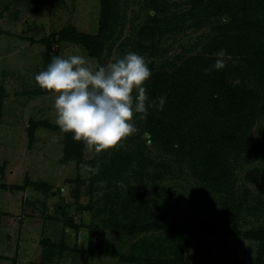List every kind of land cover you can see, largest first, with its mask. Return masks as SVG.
<instances>
[{
    "label": "rangeland",
    "instance_id": "374dc122",
    "mask_svg": "<svg viewBox=\"0 0 264 264\" xmlns=\"http://www.w3.org/2000/svg\"><path fill=\"white\" fill-rule=\"evenodd\" d=\"M227 1L157 0L156 9L150 0H0V264H161L174 256L175 233L138 232L121 219L120 197L134 170L155 196L156 216L185 225L182 264H264L257 240L203 229L264 231V110L244 148L230 155L234 189L224 196L206 190L180 157L154 145L140 114L132 121L137 131L110 149L73 139L55 122L53 94L33 79L48 56L83 54L95 66L125 49L136 52L143 24L159 30L139 53L151 77L174 70L215 37L248 32L247 8L258 0ZM104 6L112 7V18L101 32ZM257 10L251 36L264 41L261 4ZM66 28L83 40L96 37L100 55H90L82 41L60 39ZM217 58L212 68L227 80L259 86L255 57Z\"/></svg>",
    "mask_w": 264,
    "mask_h": 264
},
{
    "label": "trees",
    "instance_id": "16d2710c",
    "mask_svg": "<svg viewBox=\"0 0 264 264\" xmlns=\"http://www.w3.org/2000/svg\"><path fill=\"white\" fill-rule=\"evenodd\" d=\"M150 1L153 7L158 4L157 0ZM258 2L257 5L250 4L247 8V15H251V18H244L249 27L248 32L241 30L233 35H225L224 38L215 37L199 54L192 56L174 70L156 72L148 79L147 84L150 99L162 94L166 97L163 110L149 109L145 120L148 139L166 152L180 157L191 175L206 190L224 196H229L234 189L235 179L229 163L230 155L244 148L252 125L264 110V86L262 89L260 86L264 85V41H257L255 36H251V33L253 35L255 33L252 32L253 26L259 22L256 13L260 4L261 13L264 14V0ZM111 10L112 7L108 6L106 8L104 6L102 10L107 19H104L101 32L111 21ZM157 33L159 30H155L152 24L141 25L137 30L135 51L145 52L149 48L145 46V41L153 40ZM59 35L62 40L74 43L82 41L90 55L96 57L100 55L101 49L96 37L89 36V40H83V36L74 28L62 29ZM221 50L228 56L244 58L249 62L255 57L258 64L256 72L259 86L246 88L241 83L236 84L227 80L221 70H214L212 64L218 60L217 53ZM50 59L51 56H48L38 71L46 67ZM123 148L120 145L119 149L114 150L113 155L117 156ZM132 174L135 179L127 182L128 186L119 201L118 212L122 216L121 219L138 232L161 230L175 233L176 238H172L175 255L163 257L160 263L176 264L178 261L182 264L185 225L170 223L156 216L153 208L155 196L152 194L154 197L151 198L147 195V183L138 176L136 170ZM203 229L211 233H233L255 239L260 243L261 250H264V231L255 229L241 231L238 228L221 230L209 226ZM101 251L110 255L115 254L107 248H102ZM121 258L125 261L130 260L126 256Z\"/></svg>",
    "mask_w": 264,
    "mask_h": 264
},
{
    "label": "clouds",
    "instance_id": "9594fccd",
    "mask_svg": "<svg viewBox=\"0 0 264 264\" xmlns=\"http://www.w3.org/2000/svg\"><path fill=\"white\" fill-rule=\"evenodd\" d=\"M224 50L217 55L222 56ZM217 67L223 64L217 62ZM152 75L143 55L126 51L111 62L90 66L83 54L53 56L34 82L54 96L56 124L96 151L116 146L137 131L135 114L163 110L165 95L150 99L145 81ZM123 146V145H121Z\"/></svg>",
    "mask_w": 264,
    "mask_h": 264
}]
</instances>
